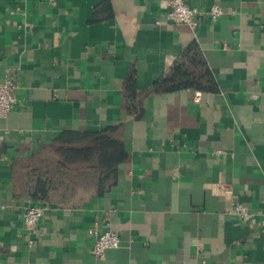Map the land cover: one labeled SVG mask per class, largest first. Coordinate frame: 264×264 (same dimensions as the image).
<instances>
[{
  "label": "crops",
  "instance_id": "1",
  "mask_svg": "<svg viewBox=\"0 0 264 264\" xmlns=\"http://www.w3.org/2000/svg\"><path fill=\"white\" fill-rule=\"evenodd\" d=\"M185 2L196 27L166 18L170 0H0L17 100L0 122V264H264V0ZM183 59L202 61L204 88H155ZM111 125L128 152L117 182L52 194L29 230L40 202L17 193V162ZM92 228L120 245L96 256Z\"/></svg>",
  "mask_w": 264,
  "mask_h": 264
},
{
  "label": "trees",
  "instance_id": "2",
  "mask_svg": "<svg viewBox=\"0 0 264 264\" xmlns=\"http://www.w3.org/2000/svg\"><path fill=\"white\" fill-rule=\"evenodd\" d=\"M200 68L201 74L191 71ZM211 75L197 59L179 60L163 79L155 83L158 90L184 87L204 88ZM133 77L128 89L134 90ZM120 125L98 131L65 130L33 157L17 162V193L35 202L47 201L52 194L67 200L76 190L108 191L118 180L119 167L128 158Z\"/></svg>",
  "mask_w": 264,
  "mask_h": 264
},
{
  "label": "built area",
  "instance_id": "3",
  "mask_svg": "<svg viewBox=\"0 0 264 264\" xmlns=\"http://www.w3.org/2000/svg\"><path fill=\"white\" fill-rule=\"evenodd\" d=\"M223 13V7L218 4L213 5L209 10L210 17L213 20H217ZM199 14V8L186 3L185 0H170V8L166 13V18L174 24H187L191 27H196L199 24ZM14 90V80L8 75L5 81L0 83V122L10 115L16 104L17 100ZM46 209L47 205L45 203L31 204L24 215L25 226L29 230L35 231L45 215ZM235 212L243 219H249L252 216L248 207L241 202L236 203ZM89 232L96 237V242L92 249L96 256L103 257L107 249L118 247L121 243L120 235L115 230L99 233L92 228Z\"/></svg>",
  "mask_w": 264,
  "mask_h": 264
},
{
  "label": "rangeland",
  "instance_id": "4",
  "mask_svg": "<svg viewBox=\"0 0 264 264\" xmlns=\"http://www.w3.org/2000/svg\"><path fill=\"white\" fill-rule=\"evenodd\" d=\"M79 191H83V190H81V189H80V190H76L74 193H79ZM84 192H85V191H84Z\"/></svg>",
  "mask_w": 264,
  "mask_h": 264
}]
</instances>
